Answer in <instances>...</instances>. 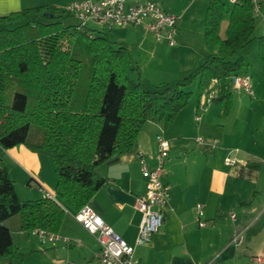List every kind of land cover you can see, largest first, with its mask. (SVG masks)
<instances>
[{"label": "crops", "instance_id": "obj_1", "mask_svg": "<svg viewBox=\"0 0 264 264\" xmlns=\"http://www.w3.org/2000/svg\"><path fill=\"white\" fill-rule=\"evenodd\" d=\"M156 1L178 16L176 45L157 41L146 21L113 29L112 38L100 24L92 27L93 32L97 31L93 35L105 34L112 41L130 46L132 59L141 69L142 85L146 82L148 89L182 80L207 55L204 31L209 0ZM223 1L230 3V0ZM21 4L22 0H0V15L20 9ZM57 8L58 13H63ZM255 20V35H263L264 0ZM226 26L225 21L220 31L222 36ZM238 56L246 62L238 74L252 76L254 95L238 103L232 92L235 88L229 84L233 104L227 116L223 109L220 127H215L207 115L209 103L202 121L195 119L202 95L209 87L217 88L219 84L214 80L201 93L197 78L193 82L199 85L196 101L192 102L195 97L192 89L187 106L173 121H147L132 151L119 155L115 162L97 167V173L106 177L108 183L88 204L122 238L135 244L142 217L136 202L147 183L138 153L144 152L153 166L157 163V135L161 133L170 141L162 173L163 181L170 186L164 224L149 243L135 246L134 258L138 264H250L251 257L264 264V61L259 52L257 59H247L242 53ZM131 75L137 77L136 73ZM200 135L205 142L196 141ZM213 139L218 141L216 146L211 145ZM5 152L22 200L45 197V191L55 193L57 176L50 156L36 153L24 144ZM227 156L234 158V162L226 163ZM28 177L35 182L29 183V187L23 183ZM17 183L26 188L25 196L21 195ZM198 203L204 209L205 226H198L195 220ZM5 223L11 228L13 241L24 258H39L50 252L55 264L66 259L75 264H101L96 235L75 219L73 211L66 210L58 231L61 236L69 237V242L61 239L43 244L31 232L19 230L20 221L15 216Z\"/></svg>", "mask_w": 264, "mask_h": 264}, {"label": "trees", "instance_id": "obj_2", "mask_svg": "<svg viewBox=\"0 0 264 264\" xmlns=\"http://www.w3.org/2000/svg\"><path fill=\"white\" fill-rule=\"evenodd\" d=\"M57 13L55 5L42 4L0 15V264L24 257L7 219L19 214V230L58 232L66 208L78 211L108 183L97 167L132 151L147 121H173L197 78L201 93L219 82L213 101L227 116L231 77L246 66L236 53L257 38L264 61V34L255 35L251 0H209L205 59L182 80L153 89L143 87L127 43L93 35L74 19L66 23L70 14ZM21 144L51 157L57 200L20 198L5 151Z\"/></svg>", "mask_w": 264, "mask_h": 264}, {"label": "built area", "instance_id": "obj_3", "mask_svg": "<svg viewBox=\"0 0 264 264\" xmlns=\"http://www.w3.org/2000/svg\"><path fill=\"white\" fill-rule=\"evenodd\" d=\"M238 0H230L233 4ZM255 15L261 11L262 0H251ZM70 14L81 28H88L93 21L106 27H125L147 22L150 31L157 41H165L169 45L177 44L178 16L166 11L156 0H72L64 9ZM264 28V21H263ZM230 84L233 88L244 90L254 95L252 76L249 73L235 74L231 77ZM218 93L217 88L209 87L201 97L200 108L195 115L196 121H202L205 104L212 101ZM196 141L203 143L205 138L198 136ZM217 140H211V145L216 146ZM158 155L157 163L149 164L147 155L139 151L138 156L141 170L147 179L145 192L137 198L136 207L141 211L142 217L135 244L122 238L98 214L90 204L86 203L74 212L75 219L89 232L96 235L100 248L97 257L101 264H138L134 258L135 246L149 243L153 236L161 229L165 220V212L169 203L170 186L162 179L164 163L169 155L170 141L161 133L157 135ZM226 163L231 164L234 158L227 156ZM46 197L57 200L56 194L45 191ZM66 210H68L66 208ZM204 209L201 203L196 206L195 220L198 226H205L207 221L203 218ZM234 217V214H232ZM39 237L43 244L53 243L58 240L70 241L58 232L44 228H35L30 231ZM238 236L234 237L237 240ZM61 264H75L73 260L66 259Z\"/></svg>", "mask_w": 264, "mask_h": 264}, {"label": "rangeland", "instance_id": "obj_4", "mask_svg": "<svg viewBox=\"0 0 264 264\" xmlns=\"http://www.w3.org/2000/svg\"><path fill=\"white\" fill-rule=\"evenodd\" d=\"M71 1L72 0H22V4H21L22 7L20 9L27 8V7H32V6H37V5H42V4H53L56 7L59 6L60 11H63V14L66 15L67 13H64V8L63 7L66 4H68L69 2H71ZM228 4H230L229 1H228ZM57 14H61V13H57ZM257 20H258V23H259V18H257ZM72 21H73V17H70V16H68V17L66 16L65 17V22L66 23H71ZM94 26H100V25L98 23L96 24V22H93V21L89 22V28H90L91 32H93V30H92L93 28L92 27H94ZM100 27H102V26H100ZM105 29L107 30V33H109L110 37L112 38L113 35H111L110 32L113 29H115V30L121 29V27L120 26L109 27V28L106 27ZM96 32L97 31H94L93 33H96ZM260 49H261V45H260L259 41L255 39L248 45L247 48H244V50L242 49V50L238 51L235 56H238V55H240L242 53V54H245L247 59L249 57L257 59L258 52L260 51ZM147 86L148 85L146 84V82L143 83V87L144 88H147ZM151 88H153V87H151ZM188 89H190V90L194 89L195 97L193 98L192 102L196 101L197 98H198L197 97V89H199V85L197 84V82H195V84L189 86ZM232 92L234 93V95H233L234 99H237L238 103H241V102L245 101V99H251V97H252V95L250 93H248L247 91H244V90L232 89ZM208 103L210 104V108L207 111V115L215 122V124H216L215 127L218 128V127H220L219 122H220V118L223 115L224 106L222 104L218 103V102H215V101H210ZM206 106H207V103L205 104V107ZM204 115H205V111H204ZM196 123L198 124V122H196ZM200 123H202V122H200ZM200 136L203 137L202 135H200ZM5 155H6V152H5ZM23 183H24L25 186H27L29 183L33 184V185L35 184L34 179L29 178V177L27 179H23ZM15 184H16V182H15ZM17 184H18V188H19V190L21 192V195L25 196L24 195L25 193H23V190H26V188L22 187L23 184H21V183H17ZM27 187H29V186H27ZM15 217L17 219H19V214L15 215ZM24 257H23V259L15 260V263L16 264H55V262L53 261V255L50 252H48V253L46 252L45 254H43L42 257H39V258L37 256H34L32 258H30L29 256H27V258H24ZM203 263L201 262L200 264H203ZM250 264H260V263L255 258L253 259L251 257V263Z\"/></svg>", "mask_w": 264, "mask_h": 264}]
</instances>
